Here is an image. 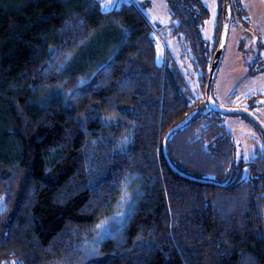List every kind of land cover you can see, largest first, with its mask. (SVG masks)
<instances>
[{"label":"trees","instance_id":"16d2710c","mask_svg":"<svg viewBox=\"0 0 264 264\" xmlns=\"http://www.w3.org/2000/svg\"><path fill=\"white\" fill-rule=\"evenodd\" d=\"M167 2L199 99L169 52L159 61L134 4L0 0V262L264 264V150L237 161L224 115L205 101L223 0L212 50L203 4ZM249 47L257 64L264 43ZM123 186L126 216L95 236Z\"/></svg>","mask_w":264,"mask_h":264},{"label":"rangeland","instance_id":"374dc122","mask_svg":"<svg viewBox=\"0 0 264 264\" xmlns=\"http://www.w3.org/2000/svg\"><path fill=\"white\" fill-rule=\"evenodd\" d=\"M99 1L104 12L118 9L125 3L137 6L154 27L158 36L159 61L165 62L167 52H169L171 58L187 78L192 99L202 97L199 73L193 68L190 57L181 58L183 49L178 39L169 36L171 29L168 25L171 24L173 15L167 0ZM198 1L208 10V14L202 19L201 30L206 40V47L212 50L216 42V24L221 9L220 0ZM242 1L251 18V22H249V18H245L244 21H247L250 30L264 43V0ZM240 22L242 23V20L238 16H234L225 55L214 84L212 99L223 107L251 108L264 122V72L257 71L261 64L264 66V49L260 51V62L256 64L253 60L255 49L249 47L247 39L241 36ZM76 63H78L79 69H87L86 65H83L82 59ZM224 121L235 138L237 161H248L255 157L257 151L264 150V138L246 116L242 114L224 115ZM123 189L124 193L118 202L115 213L106 218L96 229L95 233L99 232L98 235L109 230L111 225L119 223L126 216L130 190L126 187ZM120 204H124V206ZM0 264H22V261L11 259L0 262Z\"/></svg>","mask_w":264,"mask_h":264},{"label":"water","instance_id":"95a60500","mask_svg":"<svg viewBox=\"0 0 264 264\" xmlns=\"http://www.w3.org/2000/svg\"><path fill=\"white\" fill-rule=\"evenodd\" d=\"M233 14H234V1L223 0L222 31H221L218 47L213 55V59L209 71V76L205 90V101L207 106L210 108V110H213L222 115L242 114L246 116L258 128L261 135L264 137V122L251 108L223 107L216 104L212 99L214 84L226 51L227 40H228L231 24L233 21ZM240 30H241V36L247 39L248 45L250 46V44H252L253 46H255L256 52H258L259 50L256 46L259 42V37L247 27L240 26ZM191 117L192 116H189L184 122L180 123L174 129H172L167 135L166 140L168 139V137L172 132L184 126L191 119Z\"/></svg>","mask_w":264,"mask_h":264},{"label":"bare ground","instance_id":"6f19581e","mask_svg":"<svg viewBox=\"0 0 264 264\" xmlns=\"http://www.w3.org/2000/svg\"><path fill=\"white\" fill-rule=\"evenodd\" d=\"M88 175H89V173H88ZM92 177V176H91ZM128 182H130V180L128 181ZM126 185V184H125ZM131 186V185H130ZM124 187V186H123ZM122 188V187H121ZM125 188V187H124ZM128 194H129V192H128ZM122 196V195H121ZM125 198V197H124ZM126 200V199H125ZM120 205H123L124 206V204H120ZM132 213V212H131ZM108 218V217H107ZM101 224H102V222H101ZM96 226V225H95ZM98 226V225H97ZM96 226V227H97ZM101 226V225H100ZM92 227H94V226H92ZM95 228V227H94ZM102 228V227H101ZM91 230H92V228H91ZM90 230V231H91ZM96 230H94V232H95ZM97 232V231H96ZM99 233V232H98ZM98 233H95V234H98ZM87 235V234H86ZM99 239V238H98ZM93 240V239H92ZM91 243V242H90Z\"/></svg>","mask_w":264,"mask_h":264},{"label":"crops","instance_id":"0c3cea01","mask_svg":"<svg viewBox=\"0 0 264 264\" xmlns=\"http://www.w3.org/2000/svg\"><path fill=\"white\" fill-rule=\"evenodd\" d=\"M241 2H242V5H243V7H244V3H243V1L241 0ZM245 8V7H244ZM246 10V9H245ZM247 11V13H248V18H249V22H251V18H250V15H249V12H248V10H246Z\"/></svg>","mask_w":264,"mask_h":264}]
</instances>
